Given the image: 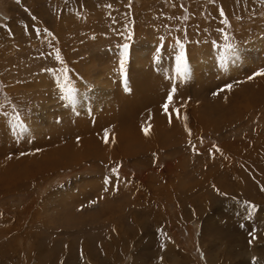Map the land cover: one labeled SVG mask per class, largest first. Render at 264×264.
Masks as SVG:
<instances>
[{
    "label": "rangeland",
    "instance_id": "1",
    "mask_svg": "<svg viewBox=\"0 0 264 264\" xmlns=\"http://www.w3.org/2000/svg\"><path fill=\"white\" fill-rule=\"evenodd\" d=\"M261 69L264 0H0V264H264Z\"/></svg>",
    "mask_w": 264,
    "mask_h": 264
},
{
    "label": "snow or ice",
    "instance_id": "2",
    "mask_svg": "<svg viewBox=\"0 0 264 264\" xmlns=\"http://www.w3.org/2000/svg\"><path fill=\"white\" fill-rule=\"evenodd\" d=\"M19 2H20V0H17V3H19ZM220 14H221V16L224 15L222 10H221ZM33 19H35V17H33ZM224 23H227V21H224ZM49 35H51V33H49ZM129 39H131V36H129ZM225 39H227V37H225ZM226 47L227 48H232V45H227ZM123 49H124V51H123V54H122V58L120 60V73H121V76L124 77L125 90H127V80H126V77H125V64H126L127 58H128V45L124 44L123 45ZM56 58L60 59V56H59L58 52H57ZM189 70L190 69H189V66H188V63H187V60H186V54H185V51H184V46L181 44V53L177 57V73L180 74L181 76H186L188 74ZM65 73H67V69H65ZM255 76H264V69H261L258 72L254 73L253 76H249L248 79L251 80ZM66 85H67V75H65L64 83L58 84L60 92L62 93V95L59 96V99L67 100V101H69V103L74 104L76 102L75 101V91L76 90L74 88L66 87ZM227 87H228V89H231L232 86L231 85H227ZM176 90H177L176 87H173L171 89V91L167 94L165 103L162 104V108H163V110H164V112L166 114L170 113V105L173 103L174 95L176 93ZM221 91H223V89ZM215 94L216 93H214V95ZM171 112L175 114V118L176 119L180 118L181 111H180L179 108L171 109ZM172 118H173L172 115L169 114V122L172 121ZM14 119L19 121L20 120V116L17 115L16 117H14ZM185 119H186V117H185ZM17 127L20 129L21 132H27L28 131V128L25 127L23 122L18 124ZM143 131H144L145 135H147L148 132H149V128L145 127L143 129ZM188 131H189V135H191L190 129ZM104 142L105 143L109 142V133H108L107 130H105V132H104ZM117 171H118L117 169H113L114 173L117 172ZM112 182L114 183V180ZM107 183H109V180L106 179L105 180V184H107ZM260 190L264 191V188H261ZM221 195H225V194L221 193ZM93 203H95V201H93ZM248 207L251 209V211L249 212V216H251V214L256 211V205L249 203ZM241 227H244V225H241ZM248 236L250 237L249 240H248V244L249 245H252L253 242L258 239V237L252 231H249ZM251 261H252V264H261L260 259L255 257V256L251 258Z\"/></svg>",
    "mask_w": 264,
    "mask_h": 264
},
{
    "label": "bare ground",
    "instance_id": "3",
    "mask_svg": "<svg viewBox=\"0 0 264 264\" xmlns=\"http://www.w3.org/2000/svg\"><path fill=\"white\" fill-rule=\"evenodd\" d=\"M115 120H116V119H115ZM121 123H122V122H121ZM88 125H89V124H88ZM88 125H86V126H88ZM119 126H120V125H119ZM121 128H122V127H121ZM105 129H106V128H105ZM85 130H86V129H85ZM87 131H88V130H87ZM120 131H121V130H120ZM85 133H86V132H85ZM96 133H97V132H96ZM83 135H85V134H83ZM83 135H82V136H83ZM94 135H95V133H94ZM96 135H98V134H96ZM123 135H124V134H123ZM87 137H88V136H87ZM89 137H90V136H89ZM84 138H86V137H84ZM145 138H146V137H145ZM118 139H119V138H118ZM83 140H85V139H83ZM126 140H127V139H125V141H126ZM120 141H121V140H120ZM125 141H124V142H125ZM121 142H122V141H121ZM120 144H121V143H120ZM120 144H119V146H120ZM106 145H107V144H106ZM124 145H125V144H124ZM104 147H105V146H104ZM109 147H112V146H109ZM112 148H113V147H112ZM112 148H111V149H112ZM116 148H117V147H116ZM121 149H122V148H121ZM118 150H119V149H118ZM122 154H123V153H122ZM9 175H10V174H9ZM11 176H12V175H11ZM9 177H10V176H9ZM70 215H71V214H70ZM67 216H68V215H67Z\"/></svg>",
    "mask_w": 264,
    "mask_h": 264
}]
</instances>
